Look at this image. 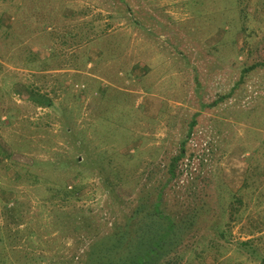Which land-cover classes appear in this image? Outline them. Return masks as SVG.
<instances>
[{
    "label": "rangeland",
    "instance_id": "obj_1",
    "mask_svg": "<svg viewBox=\"0 0 264 264\" xmlns=\"http://www.w3.org/2000/svg\"><path fill=\"white\" fill-rule=\"evenodd\" d=\"M260 62L264 0H0V264H83L113 237L109 263L194 117L164 205L228 208L232 242L186 261L260 264L234 247L264 251Z\"/></svg>",
    "mask_w": 264,
    "mask_h": 264
},
{
    "label": "trees",
    "instance_id": "obj_2",
    "mask_svg": "<svg viewBox=\"0 0 264 264\" xmlns=\"http://www.w3.org/2000/svg\"><path fill=\"white\" fill-rule=\"evenodd\" d=\"M257 66H264V62L256 63L247 70ZM196 123L197 119L194 117L190 122L187 137L181 141L180 152L171 158L164 184L140 190L139 194L146 189L145 195L150 200H139L130 213L129 225L126 227L129 236L124 248L118 255L108 251L109 258H112L106 263L104 261L106 254L102 246L107 245L113 237L99 240L84 253L83 264H189L186 260L198 258L197 255H193L195 253L203 254L214 248L220 254L224 253L223 249L232 242L228 228L233 219L224 220L228 208L223 207L222 210L218 208L217 211L208 214L214 209L202 196L192 207L187 208L185 213L170 211L164 205L166 189L178 177L177 169L180 161L187 155L185 145ZM75 193V188L66 191L68 196ZM231 198L234 204L243 205L242 198H238L235 193H232ZM201 228L205 230H200ZM259 231L263 233L264 227L260 226ZM205 232L212 235L208 236ZM188 244L192 246L186 250ZM234 247L243 251L249 259L264 264V251L257 246L256 238L239 240Z\"/></svg>",
    "mask_w": 264,
    "mask_h": 264
}]
</instances>
